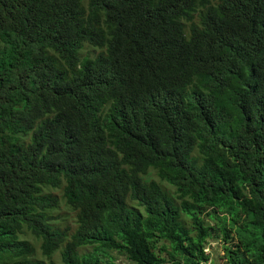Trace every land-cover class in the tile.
<instances>
[{
    "label": "trees",
    "instance_id": "1",
    "mask_svg": "<svg viewBox=\"0 0 264 264\" xmlns=\"http://www.w3.org/2000/svg\"><path fill=\"white\" fill-rule=\"evenodd\" d=\"M218 234L264 264V0H0V264H204Z\"/></svg>",
    "mask_w": 264,
    "mask_h": 264
},
{
    "label": "rangeland",
    "instance_id": "2",
    "mask_svg": "<svg viewBox=\"0 0 264 264\" xmlns=\"http://www.w3.org/2000/svg\"><path fill=\"white\" fill-rule=\"evenodd\" d=\"M96 51V50H95ZM94 51V52H95ZM148 178H152L154 180H157V177L154 175L153 172L148 173ZM165 187L166 185L162 183ZM168 188V187H167ZM51 191V194L55 195L58 198V207L56 210H53L51 212V216H53L55 219L52 220L50 223L57 227L58 229H67V233L69 234L73 227H74V212L67 208L64 204L62 199H60V190L58 189H48ZM168 190H173L172 188H169ZM210 222V221H209ZM211 223V222H210ZM233 236V241L235 242V234ZM30 242L34 244V248L36 250V253L38 252L37 248V241L33 240V238L30 235H27L25 237ZM217 238V239H215ZM211 240H209L205 246L206 252L209 251L208 256L209 259L204 264H227L225 256L223 255V249L222 247L224 245L228 246L230 245V241L227 243H224L220 240L221 235L218 234L217 237H215ZM231 241V243L233 242ZM80 252H90V249L87 247H82L80 249ZM96 256L99 260V264H131L128 260L125 259V257L121 254H118L114 251H99L96 253ZM36 257L39 258L38 253L36 254ZM53 264H62L59 261V254L58 252H55L52 255Z\"/></svg>",
    "mask_w": 264,
    "mask_h": 264
},
{
    "label": "built area",
    "instance_id": "3",
    "mask_svg": "<svg viewBox=\"0 0 264 264\" xmlns=\"http://www.w3.org/2000/svg\"><path fill=\"white\" fill-rule=\"evenodd\" d=\"M204 251L206 252V249H204ZM207 253H209V251Z\"/></svg>",
    "mask_w": 264,
    "mask_h": 264
}]
</instances>
